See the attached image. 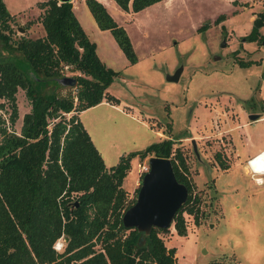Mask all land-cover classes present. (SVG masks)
<instances>
[{
    "label": "trees",
    "instance_id": "1",
    "mask_svg": "<svg viewBox=\"0 0 264 264\" xmlns=\"http://www.w3.org/2000/svg\"><path fill=\"white\" fill-rule=\"evenodd\" d=\"M85 1L97 26L110 30L128 62L135 64L138 55L127 29L100 0ZM115 1L123 10L135 12L160 0ZM37 6L42 10L45 34L16 37L12 25L16 15L0 0V47L7 53L0 60V99L11 106V124L18 118L19 88L25 90L31 106L22 117L20 132L8 131L0 115V264H185L161 234L169 227H152L146 234L126 227L122 220L123 211L136 200L129 201L123 186L132 157H169L175 176L188 191L172 223L175 231L187 235L183 211L198 218L200 195L194 192L182 151L173 150V139L165 137L120 155L116 164L107 167L76 112L103 99L118 103L108 87L120 70L100 58L71 0H42ZM223 18L219 15L215 21ZM263 25L264 10L254 17L245 39L261 41ZM206 28V23L199 26ZM251 62L239 61L242 65ZM64 65L79 74L76 92L61 96L48 91L47 85L57 83ZM68 112L72 113L67 116ZM216 156L226 167L221 156ZM59 239L62 250L55 245Z\"/></svg>",
    "mask_w": 264,
    "mask_h": 264
},
{
    "label": "rangeland",
    "instance_id": "2",
    "mask_svg": "<svg viewBox=\"0 0 264 264\" xmlns=\"http://www.w3.org/2000/svg\"><path fill=\"white\" fill-rule=\"evenodd\" d=\"M184 1L180 11L177 8L168 15L154 14L143 29L132 32L138 55L135 64L128 63L111 31L97 27L87 5L84 12L76 9L90 38L97 42L104 63L120 70V75L110 83L109 93L130 105L124 106L128 113L102 105L86 114L100 115L101 127L95 140L107 163L113 165L122 154L138 151L165 137L173 139V150L180 148L186 158L188 175L200 201L198 218L183 211L187 235L175 229L174 234L161 232L166 244L175 247L185 264H241L239 255L226 250L220 237L234 231L244 247V227H264V152L251 158L249 164L252 170L262 173L260 182L244 174L236 156V152L241 155L250 147H264V44L245 39L254 17L264 10V0ZM37 8H28L16 16L12 23L16 37L24 33L32 37L45 34L42 10ZM219 15L224 18L216 22ZM88 18L96 32L87 24ZM204 23L208 28L200 30ZM260 32L264 36V25ZM6 57L0 47V60ZM250 60L247 65L239 63ZM180 66L183 70L179 78L169 81L167 75ZM61 73L79 74L71 65H64ZM74 85L52 82L47 90L61 96L74 94ZM16 97V121L10 123L11 106L2 99L0 115L8 131L20 132L22 117L31 106L24 89L19 88ZM250 113H259L260 117L251 119ZM193 138L199 157L193 150ZM148 157H132L123 181L129 201L137 198L136 189L142 180L137 170L140 163L148 162ZM169 228H173V223ZM261 240L264 242V237ZM62 241L55 244L59 250L63 249Z\"/></svg>",
    "mask_w": 264,
    "mask_h": 264
},
{
    "label": "water",
    "instance_id": "3",
    "mask_svg": "<svg viewBox=\"0 0 264 264\" xmlns=\"http://www.w3.org/2000/svg\"><path fill=\"white\" fill-rule=\"evenodd\" d=\"M65 1V0H61ZM23 31V28H20ZM264 44V37L261 40ZM225 45V42H223ZM33 79H37L33 72L26 68ZM183 70L178 67L173 74H168L169 81L177 80ZM59 84L74 85L75 75H62L55 79ZM259 113H250L249 118L258 119ZM193 150L197 157L199 152L195 138L192 140ZM149 170L142 175V182L137 192V198L128 206L122 215L126 227H135L149 234L152 227H170L177 209L187 200V187L175 176L171 158L163 156H149ZM68 236L65 237L67 241Z\"/></svg>",
    "mask_w": 264,
    "mask_h": 264
},
{
    "label": "crops",
    "instance_id": "4",
    "mask_svg": "<svg viewBox=\"0 0 264 264\" xmlns=\"http://www.w3.org/2000/svg\"><path fill=\"white\" fill-rule=\"evenodd\" d=\"M4 1L6 2V5H7L9 11L14 15L19 16V15L23 14L28 8H34V7L37 8L38 7L37 3L39 1H42V0H4ZM71 1L73 4V12H75V14H76L77 18L79 19L82 27L84 28V30H86V32L90 38L91 36L89 34V31L86 28V25L81 20L79 12L76 11V9H79V8L82 9L83 12L86 11V8H85L86 7V1L85 0H71ZM100 1L105 5L107 11L110 12V14L114 17V19L117 20L118 23L123 25L125 29H127L134 48H135V45H134V39H133L132 32L135 29L136 30L143 29V27L146 26L150 22V20H151L150 18H152L154 16V14L156 15L159 12H164L165 15H168L171 12H174L175 9L177 10V8L179 9V10H177V12H178L182 8L183 4L184 5L186 4L184 0H160V1L155 2L152 5L147 6L141 10L133 12L131 10H128V11L123 10L115 0H100ZM185 7L186 6H184V8ZM37 10H38V8H37ZM94 21H95V19H94ZM95 23H96V21H95ZM87 24H89L91 30L96 32L95 26H94L92 20H90L89 18L87 20ZM96 25H97V23H96ZM97 27H99V26H97ZM102 30H108V29H102ZM90 39L96 43V49H97V42L95 40H93L92 38H90ZM97 53L100 56V58H102V56L98 52V49H97ZM102 60L105 62V60L103 58H102ZM108 91H109V87H108ZM117 98L119 100L118 103L117 102L111 103L109 101H106V99H103L98 105L91 106V107H88L86 109H82V111H80V112H76V115L78 116L79 120L81 121V123H83L85 125L87 131L90 134L92 141H94L95 145L97 146L98 150L100 151V154L102 155L103 159L105 160L107 167H110L113 164L107 163V161L105 159V155L102 152V149H100V147L97 143V140H95V137L99 135V128L101 127L100 115H96L94 112H92L90 115L87 116L86 113H87V111L97 109L102 105L110 106L112 108H115L117 111L120 110L122 112L128 113V111L125 110V107L130 106V105H128L127 103H121L120 98L119 97H117ZM121 105H123V107ZM144 124H146V126H149V128L152 129L151 126L148 125L147 123L144 122ZM261 152H264V147H257V146L256 147H250L245 152H243L241 155L237 154V152H236V156L238 157L237 160L243 166L244 174L247 176H251L256 182H260L259 177H261V176H259V175L262 173H258L256 171L252 170L248 164V160L250 158L258 155ZM227 169L228 168H226V169L220 168V171H225ZM263 179H264V177H263ZM214 185H215V179H214ZM170 231H171V233L174 234L175 233L174 227L170 228Z\"/></svg>",
    "mask_w": 264,
    "mask_h": 264
},
{
    "label": "clouds",
    "instance_id": "5",
    "mask_svg": "<svg viewBox=\"0 0 264 264\" xmlns=\"http://www.w3.org/2000/svg\"><path fill=\"white\" fill-rule=\"evenodd\" d=\"M247 237L246 246L242 247L240 238L234 231H228L220 237V243L226 250L236 252L241 264H264V227L259 224H248L243 229Z\"/></svg>",
    "mask_w": 264,
    "mask_h": 264
},
{
    "label": "built area",
    "instance_id": "6",
    "mask_svg": "<svg viewBox=\"0 0 264 264\" xmlns=\"http://www.w3.org/2000/svg\"><path fill=\"white\" fill-rule=\"evenodd\" d=\"M256 155V154H255ZM250 161H251V158L248 160V164H250ZM149 162H147V161H144V162H142V163H140L139 164V168H138V177H139V179H140V177L141 178H143L142 177V175L146 172V171H148L149 170ZM141 182H142V180H141ZM141 182L139 183V185L141 184ZM60 247V246H59Z\"/></svg>",
    "mask_w": 264,
    "mask_h": 264
},
{
    "label": "bare ground",
    "instance_id": "7",
    "mask_svg": "<svg viewBox=\"0 0 264 264\" xmlns=\"http://www.w3.org/2000/svg\"><path fill=\"white\" fill-rule=\"evenodd\" d=\"M260 154H261V153H260ZM257 156H258V155H256V156L252 157V159H255ZM252 159H251V160H252ZM250 162H251V161H250Z\"/></svg>",
    "mask_w": 264,
    "mask_h": 264
}]
</instances>
